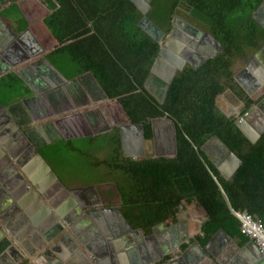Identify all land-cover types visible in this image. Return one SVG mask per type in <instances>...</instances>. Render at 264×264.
Masks as SVG:
<instances>
[{"label": "trees", "instance_id": "obj_1", "mask_svg": "<svg viewBox=\"0 0 264 264\" xmlns=\"http://www.w3.org/2000/svg\"><path fill=\"white\" fill-rule=\"evenodd\" d=\"M9 1L13 6L19 0ZM42 1L50 10L44 24L60 44L49 55L56 68L65 76L66 64L75 68L72 77L66 76L71 80L92 77L104 96L121 104L132 123L143 125L145 139L152 137V118L167 116L175 123L177 152L172 157L124 156L116 127L86 136L94 144L103 138L107 155L96 157L94 165L109 173L104 181L115 183L122 198L121 212L132 228L149 232L173 216L184 199L193 198L207 211L206 233L226 227L245 235L210 170L236 211H247L264 222V132L251 142L216 104L227 87L236 88L233 75L241 58L263 43L264 33L251 17L261 0H151L147 16L165 33L172 28L173 16L181 13L224 47L200 66L177 71L169 85L150 74L160 43L139 25L143 14L131 0ZM16 23L21 31L26 19ZM8 77L7 87L19 90L10 104H20L16 100L28 94V87L15 74ZM213 136L241 160L230 178L221 174L203 149ZM39 142L48 146L44 139Z\"/></svg>", "mask_w": 264, "mask_h": 264}, {"label": "flooded vegetation", "instance_id": "obj_2", "mask_svg": "<svg viewBox=\"0 0 264 264\" xmlns=\"http://www.w3.org/2000/svg\"><path fill=\"white\" fill-rule=\"evenodd\" d=\"M8 1L0 0V79L9 78L8 76L12 74L18 76L13 72L14 70L12 68L3 65V62H7L10 67L11 62H14L17 58L19 60L27 59L21 63L22 67H25L21 72L24 80L18 77L20 81L27 85L29 92L26 96L16 101L20 104L13 105V102V106H11L14 108L10 106L11 112L16 116L19 125L25 131V136L31 139L36 145H41L39 141L44 138L41 136L38 127L53 142L73 135L94 136L112 130L115 127L119 130V126L126 123V117L120 112L118 106L108 103L103 109L91 107L93 101L105 100L106 97H100V94L94 89L95 85H93L91 80L86 79L85 81L79 78L73 81L63 82L51 67L44 64V58H46L44 54L52 50L51 48L55 44V39L44 24L45 16L50 13L48 6L42 0L17 1V5L21 8L26 19V26L21 31H17V28L13 29L7 23L6 18L1 15L2 10L8 6V3L6 5ZM188 12L186 15H190V11ZM252 12L251 17L252 15L255 17V22L264 33V0H261ZM186 17L185 14H175L171 21L174 24H172V28L166 33L158 26L164 31L165 35L176 28L175 38L178 42H173L169 48L177 56L175 58L171 54L169 57L173 58L170 61L173 67L179 68V66H182V69H177V71H181L186 67L196 68L200 66L204 61L212 58L207 55L214 53L218 49L209 39L197 32V29L204 33L209 32L202 29L197 23L188 20ZM17 24L15 23V27ZM24 30V34H21ZM263 44L264 42L260 48ZM7 47L8 49H6ZM18 47L21 48L22 52H19L20 54L16 58L17 52L15 49H18ZM260 48L256 49L248 57L241 58V67L233 75V81L237 85L236 88L229 86L216 98L217 106L223 113L230 114V116H227L224 113L227 117H233L234 121L237 117L248 115L247 113L252 107L264 96V52L250 58ZM38 67L43 68L45 72L42 73ZM244 67L245 69L242 70L241 74L235 77L237 75L236 73ZM249 68L256 72V76L254 77L257 83L254 89L248 86V82L253 79V75L252 77L248 75ZM159 71L164 79H169V69ZM151 75L158 78L155 74ZM164 79L160 80L169 85ZM230 93L239 102L240 107L238 109H236L238 105L224 107L219 103L223 95L228 97L227 94ZM25 98L28 100H24ZM237 101L235 102L238 104ZM249 122L256 129L264 130V119L260 118L258 120L255 112L249 115ZM151 123L153 131L152 137L145 139L147 154L150 157L174 156V151L176 150L177 152L176 126L174 121L167 116H162L152 118ZM14 134L15 136L12 134L9 139L5 133H2L0 137H2L4 143L8 144L11 142L9 148L12 156L19 161L24 158L23 161L26 162V159L31 158L30 151L24 143V140L20 136L18 137L16 133ZM213 139L215 141L218 140L214 136L210 140ZM210 140L205 145H210L211 142L208 143ZM0 147L5 151L2 143H0ZM40 147L39 150H41ZM217 150V152H220V155H224L223 150L220 151L218 148ZM3 164L5 165L3 171L10 172L7 164ZM111 186V184L102 185L98 188V193L101 194L103 203L118 204L120 199L116 190H112Z\"/></svg>", "mask_w": 264, "mask_h": 264}, {"label": "water", "instance_id": "obj_3", "mask_svg": "<svg viewBox=\"0 0 264 264\" xmlns=\"http://www.w3.org/2000/svg\"><path fill=\"white\" fill-rule=\"evenodd\" d=\"M141 11L143 14L142 18L139 21V25L149 34L151 35L156 41L160 43V50L151 66L150 73L155 74L160 79H164L160 73L159 70H167L169 69V79H164L168 84H171L177 69H182V66H179V68H175L170 64V61L173 60V58H170L169 55H173V57L176 58L177 55H175V52H172L169 47L173 44V42L177 41L175 38L176 34V28L172 29L170 33L165 35L164 31H162L148 16L147 12L150 9L149 1H142V0H131ZM253 13V12H252ZM252 18L255 19V17L252 15ZM174 24V22L172 23ZM25 30L22 31L21 34H24ZM197 32H199L201 35H204L205 38L209 39L214 45L218 47V49L210 54L207 55L208 57H214L219 52L223 50V45L216 40L212 35L209 33H204L203 31L197 29ZM178 42V41H177ZM264 42V41H263ZM240 46V42H238V48ZM8 49V47L6 48ZM17 52L16 58L19 56V52H22L21 48L18 47V49H15ZM261 52H264V44L263 46L258 50V52L252 54L250 58H253L256 54H260ZM25 53V51H24ZM178 58V57H177ZM169 59V60H168ZM27 59H21L17 58L14 62H11V65L9 67L7 62H3V65L7 66L8 68H12L19 77H21L24 80V77L21 75V72L25 69V67H22L21 63L24 62ZM184 63V62H182ZM44 64H47L49 67H51L56 74H58L59 78L63 82H69L67 78L58 71V69L55 68L54 65L51 64L46 58H44ZM244 66H246L244 64ZM42 73H44V69L41 67H38ZM238 71L235 75L237 77L241 74L242 70ZM16 70V71H15ZM49 78V76H47ZM106 100H110L107 97H105ZM24 100H28L25 98ZM116 106L120 109V112L125 115L126 117V123H123L119 126V132H120V138H121V145L123 154L126 157L131 158H142V157H150V155L147 154L145 149V137H144V130L142 124H134L131 122L129 117L127 116L126 112L122 108L121 104L115 100ZM264 96L258 101V103L252 107V109L247 113L248 115H245L244 117H237L234 121L236 126L241 130V132L251 141L256 142L260 135L264 132L263 129H256L250 122H249V115L252 114V112L256 113L258 112V108L260 107L263 111V114L260 118L264 119ZM12 104H8L6 106L2 105L0 102V135L2 133H5L7 135V138L9 139L11 134L15 136L14 133L19 137H21L22 140H24V143L27 145L29 151H30V157L28 158V165L26 167H22L23 172H20L18 167L15 166L14 162L17 160L14 156H12V153L10 151V145L5 144L3 142L2 137H0V142L4 146V149H1L0 154V162L7 164L8 168H10V172L3 171L0 167V210H2L5 214L0 216L1 219V225L5 227L6 231L0 227V248L6 247L8 249V252L12 256L13 259H8L5 264H11L10 262H13L14 260H19L21 253H19V250L21 248H27L28 254L30 256L33 255V250L29 248V244H27L28 240L39 238V241H43L40 244V247H43L45 240H47L51 235V233H44L45 237H42L43 234L41 232H45L42 225L39 223V219L42 217L43 213L42 211H39L43 209V206L45 205V202L40 198V195L44 196L48 203L52 205V207H56L57 204H59L63 199L62 198H68L66 199L65 207L72 208L70 212V217L64 218L62 217V213L58 209L59 215L62 217V221L66 222L69 226L72 224V222H75V220H80L81 222L91 224V221H94V217L92 218V215L94 216L95 213H104L106 218L103 219L102 217L98 216V219L96 220V224H98L99 227L91 226L88 227V232L85 235H81L78 230L72 228V232L74 235L81 240L82 243H85L84 240H86L89 237H106L107 239L111 238H118L121 236H124L125 232H142L141 228L133 229L132 226L129 224L123 213L120 209V204H122V198L120 196V193L116 187V185L113 183L114 189L116 190V193L120 199L118 204L113 203H98L99 206H103L104 208L101 209H88L84 208L81 205H78L80 203H76L74 198H78L79 196L86 194L89 191H94L96 188L94 185L92 186H84V187H77V188H68L63 181L59 178V176L56 174V172L52 169V167L49 165V163L46 161V159L43 157V155L39 152V147L43 146L45 144L36 145L31 139L27 138L24 134L25 131L21 128V126L18 123V120L16 116L11 112L10 106ZM225 113V112H224ZM227 116H230V114L225 113ZM38 130L41 134V136L46 140V144H50L53 141L49 140L43 130L38 127ZM214 138H217L214 136ZM220 143L226 148L227 155L233 160L232 165L229 166L226 171V169L223 167L222 164H215V166L221 171L223 176L226 178H230L234 172L237 170L239 165L241 164L240 158L232 151L230 150L226 144H224L219 138H217ZM10 141V140H9ZM15 142V141H14ZM11 143V142H10ZM196 150L199 153V149L195 146ZM173 154H176V150ZM4 166H2L3 168ZM209 168V167H208ZM210 170V168H209ZM214 181L216 182L223 199L226 202V205L230 212L241 220V213L239 211H236L229 200L228 195L226 194L224 188L222 187L221 183L219 182L218 178L214 175V173L210 170ZM12 173V174H11ZM15 174V177H10L11 175ZM16 181V182H15ZM52 182L51 184L49 182ZM47 182L49 184H47ZM46 186H49L48 193L46 192ZM48 190V189H47ZM47 194L51 195L54 194V198L50 199L48 198ZM52 198V197H51ZM62 205V206H64ZM40 206L42 207L40 209ZM71 206V207H70ZM24 208L26 215H20V209ZM65 207H62L64 209ZM45 211L48 210V208H45ZM67 209V208H66ZM34 210H37L39 213L34 214ZM42 213V214H41ZM51 215V213H49ZM19 217H21L19 219ZM92 219V220H91ZM50 224H54L59 229H64L61 224V219L56 217V215H52V218L50 219ZM26 223L28 226L25 230H19V227ZM36 228H38L41 231H37ZM98 228V229H97ZM124 228V229H123ZM154 228V227H153ZM101 231V232H100ZM47 232V231H46ZM67 234V233H66ZM45 239V240H44ZM252 244L256 245L254 241H251ZM21 247V248H19ZM33 248V247H32ZM176 248L179 249L178 254H180V242H177L173 244V246L169 249L167 252H163V254L160 257H157V259L149 260L148 262L145 261V264H164L167 261L173 262V258L176 255V251H174ZM258 249V248H257ZM13 260V261H12ZM4 262V261H3ZM97 263H99L97 261Z\"/></svg>", "mask_w": 264, "mask_h": 264}, {"label": "crops", "instance_id": "obj_4", "mask_svg": "<svg viewBox=\"0 0 264 264\" xmlns=\"http://www.w3.org/2000/svg\"><path fill=\"white\" fill-rule=\"evenodd\" d=\"M7 3L9 5L10 1L6 2V5ZM6 8H8V6H6ZM12 28L16 29L15 25ZM59 45L60 44L55 40V44L51 48L52 50L44 54L49 62H52V59L49 57L50 53L53 52ZM239 65L241 67L240 63ZM239 68H237V70ZM249 70L250 71L248 75H250L251 77L253 75V79L252 81L248 82V86L254 89L257 83L254 77L256 76V72H254V70H251L250 68ZM58 71L62 73L59 69ZM64 73L62 74L64 75ZM88 75L90 76L89 73L84 74L85 77H88ZM79 78L80 77H75L73 80ZM89 79H91V82L93 83V85H95V81L93 80V78L90 77ZM70 80L71 79H69L68 81ZM94 87V89L100 94V97L104 96L100 91L98 85H95ZM227 95L228 97H225L223 95L219 103L224 107L228 105L232 107L238 105L236 107V109H238L240 105L237 99L231 93ZM111 101H113L110 102L111 104H115V100ZM235 101H237L238 104ZM94 104H97V101H93L91 106ZM2 105L5 104L2 103ZM262 114L263 111L259 107L258 112H256L258 120L260 119ZM210 142V145H205L203 147L204 151L214 164H222L226 171H228L227 169L232 165L233 160L227 155L226 148L218 140L215 141L213 139L208 143ZM217 148L220 149V151L223 150L224 155H220V152H217ZM39 152L43 155V157L50 165L49 160L41 152V150H39ZM15 164L17 167H20L17 163ZM2 166L5 165L3 163L1 164L0 162V167L3 170L4 168H2ZM18 169L23 172V169L21 167ZM15 176L16 175L13 174L10 177ZM112 182L113 181H106L105 183H98L95 184L96 186H94L98 187V185H100L101 187L102 185L104 186L111 184V189L113 190L114 182ZM49 183L51 184L52 182L50 181ZM49 183L47 182V184ZM45 189L48 193L49 186H46ZM47 196H49L48 198L50 199L54 198V194H47ZM40 198H42V200L45 202V205H47L43 206V209H41L42 207L40 206L41 210H39H43V215L39 219V223L43 226L45 231L41 232L43 234L42 237H45L44 233L49 232L51 233H49L51 236L47 240L44 239L46 241L44 243L46 244H44L43 247H40V244L43 241H39V238L28 240L27 244L30 245L29 248L34 249L33 255L30 256L28 254L27 248L19 247L21 248L19 250L21 256L19 260H12L13 262H10L11 264H145V261L148 262L150 259H157V257H160L163 252L169 251L173 244L177 242H180V254H178L179 249L176 248L174 250L176 251V255L172 260L173 262L169 263L167 261L164 264L263 263L257 246L252 244V240L247 236L234 234L232 230L226 227H219L210 233H206L204 231V224L208 220L207 211L202 206H200L193 198L184 199L180 205L179 210L173 216L166 220L158 222L154 226V228H151L149 232L144 231L143 229H141L142 232L126 231L124 236L111 238L110 240L102 236L89 237L84 240L85 243H82L81 240L74 235V233L72 232V228L78 230L81 235H85L88 232V227H99L98 224H96V220L98 219V216L105 219V214L95 213L94 216L92 215V218L94 217V221L91 219V224L81 222L80 220H75V222H72V224L69 226L66 222L62 221V217H70L72 208L69 209V207H65L64 205L66 204L65 202L68 198L65 199L61 197V199L63 200L59 204H57L55 208L48 203L47 199L42 196V194L40 195ZM101 198L102 196L100 193H98V188H96L94 191H89L86 194L79 196L78 198L75 197L74 200L77 204L80 203L78 205H81L84 208L99 210L101 208H104L103 206L98 205V203H102ZM44 207L48 208V210L45 211ZM62 207L65 208L62 209ZM23 209L24 208L21 207L20 215H25L26 217H28V215H26L25 213V210ZM58 209L61 213L63 212L61 215L62 217L59 215ZM32 212L33 215L39 213L37 210H34ZM49 213H51V215ZM3 214L5 213L0 210V216H2ZM52 215H56V217L61 219V224L64 228L63 230H57L54 224H50L49 221L52 218ZM20 218L21 217H19V219ZM27 226L28 225L24 223L19 227V230H25ZM0 227H2L4 231H6L5 227L1 225V219ZM36 230L41 231L38 228H36ZM8 259H13L8 252V249L6 247L0 248V264H5ZM97 261L99 263H97Z\"/></svg>", "mask_w": 264, "mask_h": 264}, {"label": "rangeland", "instance_id": "obj_5", "mask_svg": "<svg viewBox=\"0 0 264 264\" xmlns=\"http://www.w3.org/2000/svg\"><path fill=\"white\" fill-rule=\"evenodd\" d=\"M2 17L6 18L11 27L22 17H25L21 8L17 5H8L1 12ZM62 66V65H61ZM67 75L72 77L75 70L69 64H66ZM69 79V78H68ZM7 79H0V101L5 105H10L12 100L19 95V90H11L7 87ZM19 85V82H18ZM22 91V89H20ZM20 91V92H21ZM18 101V99L16 100ZM113 102L111 100H100L97 104L92 105L93 108L103 109L106 104ZM41 152L49 160L51 167L56 174L63 180L67 187H84L98 183H105V179H109V173H105L96 167L94 160L106 156L103 138L94 144L89 141L86 136L73 135L64 138L63 141L52 142L48 146H42ZM88 153V155L84 154ZM106 154V155H105ZM94 168H97L96 170Z\"/></svg>", "mask_w": 264, "mask_h": 264}, {"label": "built area", "instance_id": "obj_6", "mask_svg": "<svg viewBox=\"0 0 264 264\" xmlns=\"http://www.w3.org/2000/svg\"><path fill=\"white\" fill-rule=\"evenodd\" d=\"M241 213L240 231L256 244L264 264V222L255 219L247 211Z\"/></svg>", "mask_w": 264, "mask_h": 264}, {"label": "bare ground", "instance_id": "obj_7", "mask_svg": "<svg viewBox=\"0 0 264 264\" xmlns=\"http://www.w3.org/2000/svg\"><path fill=\"white\" fill-rule=\"evenodd\" d=\"M12 135V134H11ZM13 141H14V139H13ZM3 142H4V140H3ZM1 143V142H0ZM5 144H7V143H5ZM8 144H11V143H8ZM4 147V146H3ZM23 159L24 158H22V159H20L21 161H19V160H16L15 162H14V164L15 163H17L21 168L24 166V167H26V165H28V161H23ZM26 160H28V159H26ZM25 164V165H24ZM15 166H16V164H15ZM17 167V166H16ZM20 167H18V168H20ZM27 168V167H26ZM20 172H22L21 170H19Z\"/></svg>", "mask_w": 264, "mask_h": 264}]
</instances>
